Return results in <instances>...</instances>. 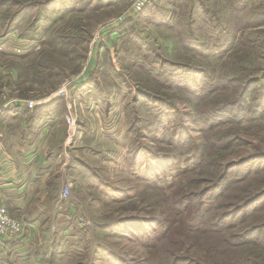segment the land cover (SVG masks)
Instances as JSON below:
<instances>
[{
  "label": "rangeland",
  "instance_id": "1",
  "mask_svg": "<svg viewBox=\"0 0 264 264\" xmlns=\"http://www.w3.org/2000/svg\"><path fill=\"white\" fill-rule=\"evenodd\" d=\"M46 1L49 0H0V25L11 24L9 30L2 31L0 27V115L9 100L36 104L58 97V101L64 103L66 93L70 98L71 88L76 86L72 87L74 82L83 83L90 77L94 81L87 82L94 90L86 88L81 91L84 93L79 95L80 100L72 98L68 102L70 106H66L69 115L66 110L61 112L60 126L48 133L50 143L55 148L60 147V158L57 156L56 161L48 162L52 173L35 192H29L23 210L13 213L8 209L12 217L30 228V232L16 242V251L12 243L3 247L0 244V264H264V252L255 248L264 242V104L260 107L259 100L255 101L259 112L252 117L251 128L226 126L234 132L226 141L239 144L231 148L230 143L225 149L228 151L223 163L233 164L227 176L230 184L214 192L224 191V197L217 195L212 206L206 203L203 207L210 212L214 208L216 214L241 210V217L243 205L259 198L246 208L251 211L258 207L259 211L239 224L232 225L234 222L228 220L229 230L223 233L208 227L198 228L195 225L198 222L195 219L197 203L191 201L189 205L188 202L202 189L219 187L214 184L216 182L201 181L197 174L189 176L194 179L185 189L169 185L178 176L182 164L175 165L172 160L158 157V151L166 149L154 141L162 138L165 132L160 125L156 128L144 124L145 118L150 124L153 121L157 104L136 101L139 94L133 82L136 71L130 66V60L118 62L119 73L129 77L134 86L114 80L113 74L117 72L110 65L128 36L136 43H130L126 52L132 56L136 52L147 54L145 63L148 65L152 55L146 46L137 44L135 37L139 35L151 50L156 49L161 60L198 70L209 68L217 75L221 74L224 64L244 61L246 73L255 69L250 76L260 77L264 73V34L259 35L258 42L249 44L252 37L249 33L264 30V17L245 25L244 15L235 12L232 20L229 10L232 0H156L145 17L131 13L133 0H54L55 3L44 6L42 3ZM259 1L252 0L254 4ZM30 5L33 8L25 16L22 9ZM61 5L62 10L59 9ZM186 5L192 8L187 9ZM178 6L186 7L178 9ZM203 8L216 12L215 17L225 24L213 36L220 37L222 42L224 36L220 31L227 27L232 29L234 25L230 36H237V40L241 33L245 34L248 43L236 51L227 50L221 61L213 62L196 59L192 53L182 50L178 44L188 37V30L192 29L197 41H201V33L190 27L188 15L190 10L201 12ZM126 13H130L131 18L120 23L119 18ZM204 17L213 19L212 14L202 12V21ZM170 22L174 23V29L165 26ZM117 23L124 30L122 37L115 39L114 35V39H105L106 32L118 26ZM236 28L241 29L237 31ZM205 42L214 52H222L234 44L229 41L213 47L214 42L208 39ZM103 44L111 47L102 48ZM256 48L259 54L254 53ZM178 73L184 80L187 73ZM195 78L198 80L200 76ZM149 90L169 99L179 110H190L189 106L178 102L185 97L181 90L153 87ZM258 92L262 94L259 86L253 98ZM80 130L85 138L97 133L98 141L94 143L83 137L81 140ZM214 130L209 134H215L217 130ZM136 132L142 135L136 138ZM192 134V141L199 145L205 143L206 133L196 129ZM209 142L213 148V141ZM51 150L50 147L46 154ZM148 151L153 156L145 157ZM251 155L259 157L258 166L249 164L250 160L238 165ZM151 158L154 159L149 161ZM220 162L222 164V160ZM241 166L261 171L249 176L241 173L239 176L246 178L235 183L234 173ZM66 187L68 194L64 197ZM182 198H186L185 204L181 203ZM116 222L126 224L114 229L112 225ZM110 223L112 231L104 227ZM180 223L188 227L187 230ZM251 231L256 232L249 236L251 245L247 240L242 242L241 236ZM131 234H140L145 239L131 240ZM230 241L242 243L230 249L223 243Z\"/></svg>",
  "mask_w": 264,
  "mask_h": 264
},
{
  "label": "trees",
  "instance_id": "2",
  "mask_svg": "<svg viewBox=\"0 0 264 264\" xmlns=\"http://www.w3.org/2000/svg\"><path fill=\"white\" fill-rule=\"evenodd\" d=\"M50 3L55 2L54 0H49L42 4L46 6ZM32 5L37 6L39 4L33 3ZM32 5L23 7L22 12H24L25 16L29 13V11L32 10ZM186 6H178L177 8L179 9L180 7ZM189 8H192V6L189 5L187 9ZM59 9H63L62 5L59 6ZM149 9L150 7L144 9L140 14H144L145 17L148 14ZM205 9L206 8L201 9V12H199L198 10L196 12H193V10L189 11L190 13L188 15V23L190 27H194L195 30L197 29V31L201 33L202 37L201 41H197L194 31L190 28L191 30L186 31L188 37H184V42H180L178 44L182 50L188 53H192L196 59L213 62L215 60L221 61L223 59L222 57L226 56L227 50L233 52L240 49L244 44L248 43V40L244 39V37H246L245 34L242 35L241 33L237 40V36H230V33L234 31L233 25L232 29H229L227 27L224 29L225 31L222 30L219 33L220 35L223 34L224 36V40L222 42L229 43V41H233V46L229 45V47L222 52H214L213 50H211L212 46H208L205 42V39L214 42L215 44L213 45V47H216V45L222 43L219 40L220 37L213 36L212 34L217 32V29L219 27H225V24L222 20L220 21L215 17V14H217L216 12ZM229 10L232 20V14L237 12L238 14L244 15L245 19H243V22L245 23V25L246 23L250 24L251 20H259L264 17V0H260L257 4H254L252 0H232V4L230 5ZM202 12L206 14H212L213 19L211 17H204V20L202 21ZM16 15L18 14H15V16ZM193 17L194 19L192 20ZM195 17H197L196 21ZM207 22L209 23V26L205 27L204 25ZM119 25L120 24L106 32L107 35L105 36L107 37H105V39H114V35L117 36L115 39L122 37V35L124 34V30L122 26ZM10 26L11 24L9 23L5 26L0 25L2 31L9 30L11 28ZM165 26L167 28L174 29L173 22H170L169 24L167 23ZM156 27L160 26L156 25ZM236 29H238L237 31H240L241 28ZM262 34H264V30H257L255 34L249 33V36H252L249 38V44L258 42L260 40L259 35ZM135 38L137 39V44L146 46L148 48V52L152 55V60L149 61L148 65H146L145 62L147 60V54L140 55L136 52L132 56L130 53L126 52L128 47L130 46V43H136L133 42L134 40H132V38L128 36L125 38V40L122 41L121 48L116 51V54L118 55L116 57V60L110 63L112 70L117 72L116 74H113V79L121 84L128 85V87L134 86L131 84L132 81L129 77L124 75V73H119L118 62L121 63V61L130 60L132 63L130 66L134 67L133 70L136 71V78L133 80V82L137 86V88L135 87V90H138L137 93H139L135 98L136 101L139 104H141V100H144V102H148L150 104H157L158 109L156 110L155 116L153 117V121L150 124L145 118L144 124L149 125V127L156 126V128H159L160 125L161 130H164L165 132L162 138H158L157 141H154L156 142V144H163L166 149H162L161 153H159L160 151H158V157H162L165 160H172L175 162V165L182 164L178 176L171 183H169V185L174 187L175 189H185L192 182V179H194V176L190 178L189 176L194 174H197L199 179H202L201 181H204L205 183L210 184L216 182L214 184L219 188H216L214 190L202 189L198 191L196 197L192 198L188 202V204L190 205L191 201H196L197 203V217L195 219L198 222H195L196 227H208L222 233L226 232L229 230V226L227 225L228 220L231 219L234 222L232 225L239 224L243 219L247 218V216H252L253 212L259 211L258 207L252 208L251 211H248L246 209L251 204L257 202L259 198H254L252 202L243 205V213L241 217L239 216L241 210H235L230 214H225L222 212L216 214L213 207V212H210L207 209L204 210L203 207H205L206 203H209L210 206H212L214 201L218 199L217 197H219L217 195H221L220 197H224L222 194L224 193V191L218 192V194H214V192L219 190L220 188H226H224L223 185L227 183V176L230 173L229 169L233 165L230 163L227 165L223 163V159L227 155L228 151L225 149L231 143L229 141H226V137H229L234 133L233 130L229 131L226 126H233L237 128H251L250 123L252 121V117L258 114L259 106L261 107V105L264 104V73L260 77L250 76L251 73H254L255 69H250L249 72L246 73V62L244 61L224 64L222 70L220 71V75H217L216 71H213L209 68L198 70L197 68L191 66L170 63L167 60H161L162 58H160L159 54L156 53V49L151 50L148 43L139 38V35ZM110 47L111 46H107L106 44L102 45V48L108 49ZM195 49H198V51H194ZM120 52L122 53L120 54ZM254 53L259 54L260 52L256 48L254 50ZM215 56H217V58ZM114 65H116V67ZM152 65L155 68L152 67ZM182 71H185L187 73L184 80L178 73ZM167 73H170L169 76H166ZM197 76H200L198 80H196L195 78ZM89 80L94 81V79L90 77L83 83L82 81H80L81 83L74 82L72 87H74V85L76 86L74 87V90L71 94L73 98L78 96L81 91L86 88L94 90V88L91 87V84L87 82ZM144 81L146 82L144 83ZM258 86L259 90H262V94L260 95L258 92V96L253 98L255 88ZM149 87L162 90L169 89L183 91L185 93V97L183 99L180 98L178 102H180V105L185 104L189 106L190 110H188V112H184L182 109L179 110L180 108L177 105L169 101V99L166 100L163 97H160L158 93H153L149 90ZM144 91L148 93L145 94ZM257 100H259V106H254V103ZM102 101L104 103H108L104 99H102ZM65 110L66 112H68L65 102L62 103L61 101L56 100L49 103V105L33 109L32 112L25 111L23 114L26 115L27 122L30 123V120H37V118L42 117L46 120H53L55 118L59 119L60 113ZM146 112L152 113V110L146 109ZM1 118L2 114L0 115V119ZM137 122H139V119H137ZM156 122L158 124L154 125ZM223 127L225 128L221 130ZM218 128L220 130H218ZM196 129L200 132L203 131V133H206L204 134L206 141L203 145H199L198 143L192 141V130L196 131ZM213 129H216L217 132L216 130H214L216 132L215 134H209V132H212ZM134 135L137 138L138 136L142 135V133L136 132L134 133ZM209 140L213 141V148H211L212 143L209 142ZM231 144V148L239 147V144L235 145L234 141ZM58 155L59 154L57 152L51 150V152L47 156L48 159H50L51 157L56 159ZM150 156H153V153L151 151L145 153V157L149 158ZM153 159L154 158H151L149 159V161H152ZM258 159L259 157H253V155H251V158L246 159V161L238 162V165H241L242 163L246 164V162L250 160L251 162L249 164L258 166ZM221 160L222 164L220 162ZM147 164L150 165L149 162H147ZM260 171L261 169L258 171L254 168L248 170L245 166H241L234 173V180L237 179L235 183L243 181L244 178H246L244 176H249L252 172L255 173ZM241 173H245L247 175L240 177L239 174ZM187 178H189V180ZM204 179L208 180L205 181ZM146 180L148 181V178H146ZM228 184H230V182L227 183V185ZM184 199L186 198H182L181 200L182 204L186 203L184 202ZM117 224L118 222L112 225L114 226V229L116 228V226L125 225L126 223L120 222L118 225ZM180 225L187 230L188 227L186 228L181 223ZM110 226L111 223L104 227L111 230ZM168 231L169 230H167V232ZM118 233L121 234V232ZM199 233L200 232H197L196 234ZM253 233L256 234L255 231H251V233H246L244 236H241L242 239H244L242 242L247 240V243L249 242V244L251 245L249 236ZM124 234L125 233H123V235ZM131 236V240L145 239L140 234H131ZM237 239L239 240L240 238ZM131 242L133 243V241ZM242 242L230 241L229 243H223L225 246L232 249L234 246H236V244H241ZM255 242H258V240H256ZM255 248L260 249L264 252V242H262V244H259V246ZM244 263H247L246 259Z\"/></svg>",
  "mask_w": 264,
  "mask_h": 264
},
{
  "label": "crops",
  "instance_id": "3",
  "mask_svg": "<svg viewBox=\"0 0 264 264\" xmlns=\"http://www.w3.org/2000/svg\"><path fill=\"white\" fill-rule=\"evenodd\" d=\"M73 90L74 88H71L70 98L66 93V106H70L68 102L73 98L71 95ZM83 93L81 92L79 95ZM74 98L77 100V96ZM50 100L36 103L32 108H28L26 103L9 100L10 102L5 103L6 105L2 107V118L0 119V124H2L0 127V195L7 210L12 212L24 209L30 197L29 192H35L52 173L48 162L56 161L58 158L51 157L48 159L46 153L50 147L54 152L58 154L60 152V147L55 148V145L50 143L51 139L48 137V133L51 129L59 127L61 121L58 118L46 120L42 117L37 118V120H30L28 123L26 115L23 114L25 111L32 112L33 109L49 105L59 98ZM75 100L72 102L74 106ZM67 113L69 115V110ZM7 125L10 126L9 129L5 128ZM79 133L81 140L83 137V139H91L95 143L99 139L97 133L89 138H85L83 130H80ZM48 144L49 146H47ZM58 156L60 158V154ZM3 246L4 244H2ZM11 247L14 249L13 251H16L18 245L15 242V244L12 243Z\"/></svg>",
  "mask_w": 264,
  "mask_h": 264
},
{
  "label": "built area",
  "instance_id": "4",
  "mask_svg": "<svg viewBox=\"0 0 264 264\" xmlns=\"http://www.w3.org/2000/svg\"><path fill=\"white\" fill-rule=\"evenodd\" d=\"M155 1L156 0H133V4L130 9L131 13H141L144 9L151 7ZM129 18H131L130 13H126L119 18V22L122 23ZM120 23H117L116 25ZM76 99L80 100V96ZM33 105V102H29L27 107L32 108ZM67 194L68 187L65 188L63 196L67 197ZM29 232L30 228L25 225V223L15 219L9 214L6 206L4 205L2 196L0 195V244L19 242L21 238L28 235Z\"/></svg>",
  "mask_w": 264,
  "mask_h": 264
}]
</instances>
